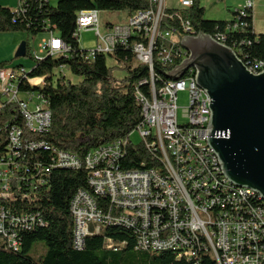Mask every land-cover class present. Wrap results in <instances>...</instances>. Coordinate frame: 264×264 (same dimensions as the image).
I'll list each match as a JSON object with an SVG mask.
<instances>
[{
    "label": "built area",
    "instance_id": "obj_1",
    "mask_svg": "<svg viewBox=\"0 0 264 264\" xmlns=\"http://www.w3.org/2000/svg\"><path fill=\"white\" fill-rule=\"evenodd\" d=\"M167 1L149 0L148 9L127 14L123 22L106 24L104 28L100 12L96 10L81 11L77 15L76 40L80 43V35L85 31H95L98 37L95 49L82 51L83 59L93 61L98 55L110 56L122 49L134 55L136 66L149 68L150 80L140 82L136 89V97L143 108V122L135 131L139 132L142 143L151 153L158 152L168 159L170 169L157 167L139 171L120 168L119 162L125 148L133 143L131 136L135 131L126 139L90 152L84 159L64 152L62 161L53 159V168H59V162L78 163V167H85L89 172V185L93 192L79 190L71 201L72 215L73 209H80V216H73L74 247L82 250L85 240L100 234L112 217H122L141 227L147 245H150V240H157V245L162 248L191 249V256L178 258H186L196 264H199L203 253L216 259V264H264V202L256 194L236 188L235 193L216 191L220 179L227 178L215 163L213 149H206L204 144V134H208L211 119L210 97L203 89L197 88L189 70L176 84L160 83V77L156 78L155 64L162 66L164 71H173L188 59V51L182 47L183 32H196L178 12L179 9H189L196 0H179L177 8H169ZM253 6L254 0H244L241 7L234 8L227 32L244 31L247 9L253 10ZM18 8L13 11H18ZM176 18L178 23L173 22ZM48 32L51 38L42 43L41 55H32L36 61L69 55L71 51L55 32ZM216 38L224 44V35ZM238 51L241 57L242 50ZM177 60L181 63L175 65ZM250 71L254 74L264 72L263 69L253 70V65H250ZM21 76H29L24 67L11 65L0 70V115L6 106H12L18 110L25 124L24 129L17 126L9 129V142L4 155L0 156L2 199L12 197L11 185L18 181L15 179V172L19 169L16 159L25 150L46 146L30 141L28 134H43L52 126L48 101L31 90L43 86L45 79L30 76V90L26 87L23 91L25 99H18L15 84ZM147 84L151 86L150 94L140 89ZM184 90L189 91V106L183 112L187 124L180 125L178 94ZM3 130L0 121V137ZM113 185H125V192H113ZM98 198L109 201L108 212L99 207ZM94 212L105 214V222H94ZM37 218L31 214L14 216L2 209L1 240L17 251L18 228L30 229ZM216 236L225 238L229 260L219 258ZM107 246L109 249L118 247L111 240L107 241Z\"/></svg>",
    "mask_w": 264,
    "mask_h": 264
},
{
    "label": "trees",
    "instance_id": "obj_2",
    "mask_svg": "<svg viewBox=\"0 0 264 264\" xmlns=\"http://www.w3.org/2000/svg\"><path fill=\"white\" fill-rule=\"evenodd\" d=\"M19 5L18 11L0 6V33L22 32L38 36L53 31L71 51L69 55L48 57L43 61H36L27 51V58L33 61L34 67L28 70L29 76L21 77L19 91L25 94L26 87L29 89L30 76L45 79L43 86L31 90L48 101L52 126L43 134H28L30 141L46 146L23 151L16 159L19 169L15 172V179L18 181L11 185L12 197H0V211L5 209L19 217L29 214L38 217L30 229L18 228L17 251L0 238V264H196L195 261L178 258L191 256L187 250L155 252L136 249L139 248L138 229L117 223H110L100 234L89 236L83 249L76 250L71 201L79 190L93 192L89 185V172L85 167L52 166L57 152L84 159L102 146L128 138L143 122V108L136 97V89L140 82L150 80L149 68L136 66L134 55L122 49L114 55H98L93 61H87L81 56L85 49L81 48L74 35L77 15L81 11L133 14L148 9L149 0H60L56 6H51L49 0H19ZM178 12L183 20L192 24L196 34L203 33L217 41V35H224V43L239 57L238 49L242 50L240 58L246 66L264 64V34L254 32L252 9H247L246 29L236 32H227L232 19H206L199 0L189 9H179ZM173 22L178 23L179 19ZM183 33L185 37L186 33ZM109 58L113 60L114 67H108ZM180 63L177 60L175 65ZM8 66L11 64L2 62L0 70ZM114 69L124 72L125 78L116 79ZM65 71L80 81L74 83L67 75H60ZM164 72L169 71L155 64V75L157 79L160 77V83L169 79ZM140 89L146 94L151 92L150 84ZM0 121L4 126L0 137L2 157L9 142V129L13 126L24 129L25 124L18 110L12 106L5 107ZM124 153L119 162L121 169L146 171L158 167L163 170L160 154L151 153L142 142L140 145L130 143ZM97 201L101 209L109 211L108 200L98 198ZM108 240L118 247L109 249ZM37 244H42L46 252L36 259L32 253L36 254L37 247L34 248ZM199 261V264H216L204 253Z\"/></svg>",
    "mask_w": 264,
    "mask_h": 264
},
{
    "label": "water",
    "instance_id": "obj_3",
    "mask_svg": "<svg viewBox=\"0 0 264 264\" xmlns=\"http://www.w3.org/2000/svg\"><path fill=\"white\" fill-rule=\"evenodd\" d=\"M189 58L164 74L178 81L195 69L198 86L211 99L207 139L222 171L237 187L264 201V72H251L234 50L200 33L182 40ZM22 43L16 57H27Z\"/></svg>",
    "mask_w": 264,
    "mask_h": 264
},
{
    "label": "rangeland",
    "instance_id": "obj_4",
    "mask_svg": "<svg viewBox=\"0 0 264 264\" xmlns=\"http://www.w3.org/2000/svg\"><path fill=\"white\" fill-rule=\"evenodd\" d=\"M54 6L58 0H50ZM3 4H8L12 10L18 8V0H0ZM237 1L235 0H201V6L205 10V18L213 21H228L232 19V12L237 7ZM258 12L256 16V33L264 34V0H255ZM2 6V5H0ZM167 6L169 8H177L180 6L179 0H168ZM100 21L102 28L104 25L111 24L116 25L123 22L127 17V12H100ZM103 31V29H102ZM51 35L49 32L41 33L38 36H32L27 33L15 32V33H0V63L7 62L12 66H23L27 70H31L34 67V63L27 57L17 58L16 54L21 47L22 43L26 42L28 50L31 55L40 54L41 45L44 41L49 40ZM98 43V37L95 31H85L80 35V45L82 49L93 50ZM108 67H114V62L110 58L107 60ZM60 75H67L74 83L80 81V79L71 75L70 72L65 71ZM113 75L116 79L125 78L126 74L114 69ZM1 89V83H0ZM189 106V91H180L178 94V120L180 125L187 124V120L183 117L185 108ZM131 140L135 145H140L142 138L138 131H135L131 136ZM37 247V249H36ZM35 252L32 256L37 259L40 255L44 254L45 248L42 244H37L34 248Z\"/></svg>",
    "mask_w": 264,
    "mask_h": 264
},
{
    "label": "bare ground",
    "instance_id": "obj_5",
    "mask_svg": "<svg viewBox=\"0 0 264 264\" xmlns=\"http://www.w3.org/2000/svg\"><path fill=\"white\" fill-rule=\"evenodd\" d=\"M185 33H186L185 37H184L185 34L183 33L184 38L196 37L200 34V33L196 34L195 32H193V33L192 32H185ZM188 58H189V52H188ZM248 69L250 70V67H248ZM261 69L264 70V64H262V63H260L256 67L253 66V70H261ZM189 71H191L192 81H194V83L197 84V80H196L197 73H196L195 69H190ZM169 72H171V71H169ZM21 77H19L16 81L15 92H18V99H25V94H22L19 91V84L21 81ZM167 82L169 84H176V81L172 80L171 77H169ZM197 88H200L198 86V84H197ZM203 91H204L205 95H208L205 90H203ZM210 117H211V110H210ZM210 121H211V119H210ZM204 144L206 145V149H212L209 146L207 134H204ZM160 156H161L160 161H161L163 170L170 169V162L168 161V159H166L165 157H162V155H160ZM55 161H62V152L56 153ZM215 163H217L218 167H220L221 174H224L216 153H215ZM59 167L60 168H72V169H79L80 168V167H78V163H68V162H59ZM224 177L227 178L225 175H224ZM235 188L240 189L242 192H250L251 194H256V197H258L259 199H262L261 196L256 191L249 189V188L237 187L234 184L230 183V181L227 179H220V184H216V191L235 193ZM113 192H125V185H113ZM262 202H264L263 199H262ZM73 216H80V209H73ZM94 222H105V214H103L102 212H94ZM110 223L121 224V225H124L126 227H132L133 229L137 228L138 229L137 235H138V242H139L138 246H139V248H142L143 250H152L155 252H162V251H169V250L170 251L187 250V251H189V252H187V254H190V252H191V249H185V248H175V247H163L162 248V247H160V245H157V240H150V245H147V240H144V235H143V231H142L141 227H137L133 223V221L125 220L122 217H114V218L112 217V221H110L109 224ZM216 244L218 246L219 258L222 260H229V252H228L227 247L225 246V238L223 236H216ZM213 260L216 261V259H213Z\"/></svg>",
    "mask_w": 264,
    "mask_h": 264
},
{
    "label": "crops",
    "instance_id": "obj_6",
    "mask_svg": "<svg viewBox=\"0 0 264 264\" xmlns=\"http://www.w3.org/2000/svg\"><path fill=\"white\" fill-rule=\"evenodd\" d=\"M60 0H58V2H59ZM236 1V0H235ZM57 2V3H58ZM49 3H50V5L51 6H53L52 4H51V1L49 0ZM237 8L238 7H241L243 4H244V0H237ZM0 5H2L3 7H6V8H10V6L8 5V4H3V3H1L0 2ZM18 5H19V0H18ZM57 5V4H56ZM56 5H54V6H56ZM236 8V7H235ZM10 9H12V8H10ZM258 7H256V4H255V0H254V6H253V26H254V32L256 33V16H257V12H258ZM257 35H259L258 33H256Z\"/></svg>",
    "mask_w": 264,
    "mask_h": 264
}]
</instances>
